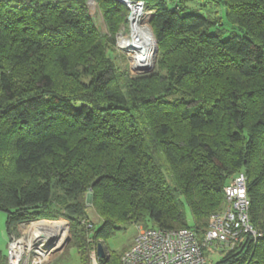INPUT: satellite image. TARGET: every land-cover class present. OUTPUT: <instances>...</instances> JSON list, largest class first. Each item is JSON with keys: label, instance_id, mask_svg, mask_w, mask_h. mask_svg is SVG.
Returning <instances> with one entry per match:
<instances>
[{"label": "trees", "instance_id": "16d2710c", "mask_svg": "<svg viewBox=\"0 0 264 264\" xmlns=\"http://www.w3.org/2000/svg\"><path fill=\"white\" fill-rule=\"evenodd\" d=\"M11 1L0 0V210L8 240L21 223L62 214L68 246L90 264L91 241L106 242L128 223L201 236L239 173L250 225L264 233V0H142L154 10L158 79H132L104 57L92 28L74 18L82 0ZM96 1L112 45L128 10ZM223 20L231 28H219ZM59 78L77 83L76 93L58 91ZM168 90L179 98L167 100ZM89 190L101 223L86 230ZM129 247L97 264H119ZM220 252L213 264H264V236ZM0 264H7L1 251Z\"/></svg>", "mask_w": 264, "mask_h": 264}, {"label": "built area", "instance_id": "2783aa9c", "mask_svg": "<svg viewBox=\"0 0 264 264\" xmlns=\"http://www.w3.org/2000/svg\"><path fill=\"white\" fill-rule=\"evenodd\" d=\"M131 13L141 16L142 0H118ZM225 208L210 218L207 231L201 236L192 229L160 230L141 228L130 247L123 252L119 264H207L204 250L234 248L244 236L262 237L249 221L250 202L245 176L237 174L224 187ZM60 224L58 232L54 227ZM24 231L21 232V230ZM19 235L8 240L7 264H46L57 253L68 232L67 223L34 220L18 226Z\"/></svg>", "mask_w": 264, "mask_h": 264}, {"label": "rangeland", "instance_id": "374dc122", "mask_svg": "<svg viewBox=\"0 0 264 264\" xmlns=\"http://www.w3.org/2000/svg\"><path fill=\"white\" fill-rule=\"evenodd\" d=\"M4 1L12 2L11 0H4ZM82 1H83L82 8L80 7L81 10L78 13H76L75 15L76 17L74 18L78 19L82 23L81 26L85 30L86 28L89 27L92 28L91 30L95 32L93 40L96 41V43L100 44V48L102 49L104 57H109L114 63L116 68H118L121 72H127L129 74V77L132 79H138V78L146 79L153 77H156V79H158L160 75H162L161 70L158 71V66L156 62L157 48H158L157 41L155 40V37L152 32V28L150 26V19L154 14V10L152 9V7L149 6L148 2L146 3L144 2L145 9L143 14L141 16H138L137 23H138V27L140 28L145 27L151 31L154 39V48L152 50L150 63L146 66L137 68L136 66H134L132 52H135V49H138L140 46L135 45L134 48L131 49V48L123 47V43H121L123 41V38H125L124 40L126 42L129 43L132 42V38H131L132 28L129 21L132 18L131 15L132 13L129 10V8L124 5L128 11L125 15L124 21L119 24L117 30L114 32L113 35L114 44L111 45L108 39L111 38L112 33L108 30L106 26L101 3L97 2L96 0H82ZM169 5H171L170 2ZM209 9H213V11L217 10L216 8H214L213 5H210ZM199 12H204V10L202 8H199ZM217 15L222 17L223 16L222 10L219 9ZM228 27H230L229 24L225 23L223 20L222 25L219 28L227 29ZM86 42L88 43L87 39ZM88 46L89 45L87 44H83L81 48L85 50L87 49ZM77 47H75L74 45L75 51H77ZM86 60L89 59L86 58ZM82 79H85L86 81L85 77ZM76 87H77V83L70 82L65 78H59L58 86L56 87V89H58V91L63 93H69L74 89V94H75ZM168 93L169 94L166 96L167 100H174L179 98L177 97L178 95L174 96V94L170 90H168ZM3 143L4 141L0 140V155L3 150ZM7 150L8 149L6 147V153ZM93 192L94 191L89 190L86 194V217L85 220H83L82 222V225L86 230L89 227L90 229L97 228L101 223V218L92 204ZM51 201H52V205L56 203L57 198L55 193H53V197L51 198ZM186 215L188 219H190V214L188 209H186ZM42 221L45 222L50 221L55 223L64 222L68 224V232L65 236V242L63 243L61 249L57 253H55L47 261L46 264H81L78 252L75 249L68 246L71 237L70 222L62 214L58 215V217H56L53 220L43 219ZM5 223H6V213L0 210V251L2 252L3 255L6 254L7 245H8V236L5 229ZM141 228L144 227L141 225L136 226L135 224L128 223L122 226L120 230L116 231L113 236H111L106 240V242H101L105 250V257L103 259L108 257L109 252L113 253V255H119L126 247L131 245L136 233ZM22 231H24V229H22L21 232L20 231L19 232L22 233ZM99 243H100L99 240L96 242L93 240L91 241V245L93 246L94 244V247H92L93 249H90L89 252L90 264H97V259H100L98 258L97 255V245ZM204 253L207 259V264H213L217 262L221 257V252L218 250V247L215 246H213L212 248L207 247V249L204 250Z\"/></svg>", "mask_w": 264, "mask_h": 264}, {"label": "bare ground", "instance_id": "6f19581e", "mask_svg": "<svg viewBox=\"0 0 264 264\" xmlns=\"http://www.w3.org/2000/svg\"><path fill=\"white\" fill-rule=\"evenodd\" d=\"M131 15L132 18L129 21L132 28V42H126L124 40L125 38H123V41L121 43H123V47L131 49L134 48L135 45L140 46L138 49H135V52H132L134 66L140 68L142 66L148 65L151 61L152 50L154 48V39L149 29L145 27H138L137 18L139 15L136 16L135 13H132ZM58 226L59 224L54 227V231L56 233L59 229Z\"/></svg>", "mask_w": 264, "mask_h": 264}, {"label": "water", "instance_id": "95a60500", "mask_svg": "<svg viewBox=\"0 0 264 264\" xmlns=\"http://www.w3.org/2000/svg\"><path fill=\"white\" fill-rule=\"evenodd\" d=\"M97 255L100 259H103L105 257V250L101 243L97 245Z\"/></svg>", "mask_w": 264, "mask_h": 264}]
</instances>
